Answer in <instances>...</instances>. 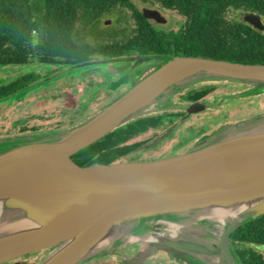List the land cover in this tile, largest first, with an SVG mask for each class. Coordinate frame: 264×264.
Wrapping results in <instances>:
<instances>
[{
	"label": "water",
	"instance_id": "95a60500",
	"mask_svg": "<svg viewBox=\"0 0 264 264\" xmlns=\"http://www.w3.org/2000/svg\"><path fill=\"white\" fill-rule=\"evenodd\" d=\"M141 12L165 21L156 9ZM240 19L264 31L259 14ZM100 64L117 69L110 89L124 83L128 89L67 128L0 138V264L41 250L37 264H82L109 254L125 261L121 254L131 258L128 247L140 242L151 246L144 255L163 250L183 264H243L230 234L264 215V110L217 126L176 155L82 167L59 162L155 106L183 108V119L264 93V63L177 54L93 58L0 101ZM206 82L246 87L212 101L171 99Z\"/></svg>",
	"mask_w": 264,
	"mask_h": 264
},
{
	"label": "trees",
	"instance_id": "16d2710c",
	"mask_svg": "<svg viewBox=\"0 0 264 264\" xmlns=\"http://www.w3.org/2000/svg\"><path fill=\"white\" fill-rule=\"evenodd\" d=\"M140 1L174 10L184 17L183 24L177 30L159 31L143 17L133 0H0V67L25 65L32 61L66 66L92 57L131 54L193 55L264 63V31L252 27L240 17L228 15L229 10L238 15L253 12L264 20V0ZM113 10H117L122 18V26L97 30L99 19ZM128 17L134 20L132 27L126 20ZM90 33L94 34L93 37L87 38ZM41 76L27 70L0 82V99L37 82ZM245 87V84L212 82L200 92L191 87L178 95V99L197 100L206 97L209 91L218 94ZM230 106L221 107L222 121L241 119L264 110V93L232 101ZM90 113L79 111L48 127L38 123L25 124L18 131L0 132V136L66 127ZM160 117L161 114L136 117L59 164L82 167L92 163L139 160L132 158V152L149 138L130 140L136 134L155 128ZM230 240L243 264H264V257L253 249V245H264V215L240 225L230 234Z\"/></svg>",
	"mask_w": 264,
	"mask_h": 264
},
{
	"label": "flooded vegetation",
	"instance_id": "af4514ba",
	"mask_svg": "<svg viewBox=\"0 0 264 264\" xmlns=\"http://www.w3.org/2000/svg\"><path fill=\"white\" fill-rule=\"evenodd\" d=\"M134 4L138 7V9L141 12V9L143 7H148L151 9H156L159 12V16L162 20V18H165L164 22H159L155 21L153 18H146L145 19L152 24V26L159 30V31H169V30H177L180 28V26L184 22L183 20L180 22L179 18H176L174 21L170 20V15L169 11H172L170 9L164 8L160 6L159 4H151L149 2H143L140 0H133ZM139 3V5L136 4ZM122 11V10H121ZM142 14V12H141ZM143 15V14H142ZM180 15V14H179ZM107 16H113V19L109 18H103L102 20V28L99 26V22L101 18L99 19L98 23L96 24L97 30H103L105 31L107 27H112L114 28H120L122 26V18L120 15L117 13V10H113L112 12H109L105 15ZM104 17V16H103ZM144 17V16H143ZM127 22L129 23V26L132 27L134 24V20L131 17H128ZM160 20V21H161ZM163 21V20H162ZM178 24V26L173 29L171 27H167L169 24ZM167 27V28H166ZM101 36V34H98ZM98 36V37H99ZM103 37V34L102 36ZM134 56H139L138 54H131ZM94 58V57H92ZM95 58H100V57H95ZM38 63L37 67H40L39 69H36L35 67L30 68L29 71H35L37 74L42 75L38 80L42 79L43 77L51 74H55L62 70L65 65L63 64H49L46 65L44 63ZM39 64H42V66H39ZM53 66V68H51ZM42 69L45 71L42 72ZM85 72L88 71H81L79 73H76L75 75L72 76H85ZM118 72L117 69H115L111 65L103 66L101 68H96L93 69V71L87 73V75L82 78H80L81 84H83V94L86 96H98L99 102L102 104H106L113 100L115 97H117L119 94H121L123 91L128 89V84H120L114 89H110L108 85L110 84L111 81L116 80L118 78ZM67 76V75H66ZM12 79V78H11ZM83 79V80H82ZM59 80V79H58ZM52 82V81H50ZM48 82V83H50ZM212 82H206V83H200L197 85H194L192 87H195V89L200 92L203 87H206ZM223 83V82H221ZM229 83V82H227ZM48 85V84H47ZM222 87V86H221ZM56 88V87H55ZM191 88V87H190ZM225 89L226 87H222ZM76 89V88H75ZM189 89V88H188ZM207 89V88H206ZM187 90V89H186ZM185 90V91H186ZM210 90V89H209ZM49 92V94H48ZM53 93V90H47L43 96L46 97V95H51ZM184 92V91H183ZM206 93V97H203L201 99H197L198 101H212L214 97L220 96L226 93H230L233 91H226L223 93ZM182 92L176 94L173 96L171 99L174 102L177 103H190L195 100H184V99H178L179 96ZM27 94V93H26ZM25 94V95H26ZM176 98V99H175ZM230 101H223L213 107H206L203 110H199L193 113H189L185 118L181 119L186 112L184 111L183 108H176V107H167L163 105H158L155 106L152 110L147 111L144 113L142 116L145 115H156V114H161L162 117H160V121L158 125L150 130H147L145 132H141L139 134H148L146 137H142L141 139H136L134 141H139V140H144L148 139L147 142H145L142 145H139L135 148V150L132 152V158L139 159V160H152V159H158V158H163L171 155H176L179 154L183 151H186L187 149L193 148L194 146H197L199 143L203 142L206 140L214 131L217 126L224 124L226 122H231L235 120H223L220 118L222 116L223 110L221 107L223 106H230ZM82 109L87 108V105L82 103L80 105ZM231 107V106H230ZM29 110V109H28ZM26 110V111H28ZM29 114V113H28ZM36 114V113H34ZM36 118V116H35ZM12 120V119H10ZM20 118L16 119V124H18L20 121ZM238 120V119H237ZM15 122V121H14ZM12 120V123H14ZM25 125V124H23ZM136 134V135H139ZM142 136V135H141ZM157 148V149H156ZM130 161H138V160H130ZM163 251V250H161ZM164 252V251H163ZM166 253V252H164ZM167 255V259H169L168 264H183L179 263L177 259H175L173 256H170L169 254ZM174 263H171V262ZM157 262V261H156ZM153 264H159V263H153Z\"/></svg>",
	"mask_w": 264,
	"mask_h": 264
},
{
	"label": "rangeland",
	"instance_id": "374dc122",
	"mask_svg": "<svg viewBox=\"0 0 264 264\" xmlns=\"http://www.w3.org/2000/svg\"><path fill=\"white\" fill-rule=\"evenodd\" d=\"M136 4L139 5V3L137 2ZM169 15H170V20H173V21L176 18H179L181 22L184 18L183 16L179 15L174 10L169 11ZM228 15L230 17H236V16L240 17L241 14L238 15V13L235 12L234 10H229ZM103 18L113 19L114 17L113 16L102 17L99 22V26L101 28H102ZM177 26L178 24L172 23V24H169L167 27H171L175 29ZM93 35H94L93 33H90V35H88L87 38H89V36L93 37ZM91 37L90 39H92ZM37 65L38 63L32 61L29 64H26L24 66L16 65V66L4 67V68L0 67V82L2 81L6 82L10 80L11 78L16 77L17 75L24 73L25 71L28 70L30 66L31 68L35 67L36 69H39L40 67H37ZM101 67H103L102 64L87 68L86 70H84V71H88V72H85V76L87 75V73L93 71V69L101 68ZM51 68H53V66H51ZM41 70L42 72L45 71L42 68ZM63 70H65V67H63L62 70H60L59 72H62ZM75 74L76 72L71 73L67 76H62L61 78H59V80L57 79L55 81L47 83L48 85L44 84L39 87L33 88L30 91H28L27 94L24 96L21 95V92H17L13 94L12 96H10L9 97L10 99L6 101H0V132H5L8 130L18 131L19 128L23 124L30 125L33 123H38L39 125L46 126V127L53 126L56 124V122L65 119V117L66 118L70 116L72 117L73 113L77 114L79 111H82V112H91L90 114H92L98 109H100L101 107H103L105 104H102L99 102L100 97L98 96H93V97L86 96L85 97V94L82 95L83 94L82 90H83L84 85L81 84L80 78L83 77L84 79L85 76H82V77L72 76ZM47 90L48 91L53 90V93L50 92L52 94L50 96L46 95L45 97L43 95L45 94ZM253 96H257V95H253ZM82 103L86 104L87 108L82 109V107L80 106ZM34 113L36 114L34 115ZM90 114H88L87 116H89ZM33 116H36V118ZM18 118H20V120H18L20 122L17 125H14L16 122V119ZM10 119H12L13 122L14 121L15 122L12 123V120ZM69 126L71 125H68L66 127H53V128H49V130L63 129ZM44 130H48V129H44ZM24 133H17V134H24ZM26 133H29V132H26ZM147 135L148 134L146 133L135 135L131 138L130 141L141 139L142 137L144 136L146 137ZM6 136H9V135H6ZM6 136H0V138L6 137ZM148 248H151V246H149L146 242H140L135 246H132L130 248L128 247V250L131 251L129 252V254L131 255V258L128 259L127 256H125L124 254H121V256H124L127 259L125 261H122L121 259H118V257L109 254V255H103L98 258H94L82 264H134V262H136L137 264H140V263L141 264H153V263L168 264L169 263L168 261L169 259H167L168 257L166 253L160 250H155L151 254L144 255L145 250ZM253 249L261 253V255L264 257V245H253ZM132 252L135 254H133ZM44 254H45V250H41L36 253H32L26 256L25 258H20V259H16L14 261L8 262L7 264H37L42 259ZM171 263H174V262H171Z\"/></svg>",
	"mask_w": 264,
	"mask_h": 264
},
{
	"label": "bare ground",
	"instance_id": "6f19581e",
	"mask_svg": "<svg viewBox=\"0 0 264 264\" xmlns=\"http://www.w3.org/2000/svg\"><path fill=\"white\" fill-rule=\"evenodd\" d=\"M20 224V223H19ZM22 224V223H21ZM103 246V243H101L100 245H98L97 247Z\"/></svg>",
	"mask_w": 264,
	"mask_h": 264
}]
</instances>
